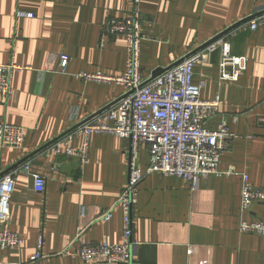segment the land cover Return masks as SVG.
Instances as JSON below:
<instances>
[{"label": "crops", "instance_id": "0c3cea01", "mask_svg": "<svg viewBox=\"0 0 264 264\" xmlns=\"http://www.w3.org/2000/svg\"><path fill=\"white\" fill-rule=\"evenodd\" d=\"M263 7L264 0L140 1L145 77L241 22L222 39L233 55L248 58L247 69L235 81L221 80L218 49L197 64L193 82L201 85L202 98L220 97L208 128L226 123L237 134L220 167L234 166L256 188L264 186V26L250 30L247 18ZM131 9L132 0H0V64L15 61L24 67L14 73V95L0 105V121L26 130L21 149H0V173L10 168L6 174L16 180L10 228L24 239L21 248L0 250V264L28 262L39 251V240L46 257L33 264H84L63 253L79 248L75 235L82 206L88 243L123 242L118 201L134 155L131 142L92 134L84 168L76 157L51 148L53 140L124 93L116 83L85 81L76 74L125 73L126 39L103 30L109 16L126 18ZM19 11L34 16H19ZM64 56L70 58L68 70L58 73ZM81 142L77 138L73 144ZM135 161L146 172V143L140 144ZM26 164L32 174L46 178L44 193L35 191L33 176L23 171ZM241 189L236 175L208 176L193 190L185 179L146 174L133 209L138 245L127 264H264V235L240 230ZM108 209L113 216L105 221L100 216ZM244 218L264 222V203H253Z\"/></svg>", "mask_w": 264, "mask_h": 264}, {"label": "built area", "instance_id": "2783aa9c", "mask_svg": "<svg viewBox=\"0 0 264 264\" xmlns=\"http://www.w3.org/2000/svg\"><path fill=\"white\" fill-rule=\"evenodd\" d=\"M140 1L132 0L131 13L126 18L109 16L103 30L104 35H122L126 39L125 73L118 76L103 71L76 74L77 78L85 81L116 83L123 86L124 93L116 103L79 125L62 140L56 141L51 148L53 152H64L76 157L80 168H84L89 163L92 134H113L131 142V152L134 155L128 164L127 180L118 201L123 212V242L88 243L84 236L88 226L84 221L86 211L85 206H82L75 235L79 248H67L63 253L80 257L84 264H127L131 261L133 248L138 245L133 239V209L138 203L141 182L146 174L152 172L185 179L190 182L193 190L198 189L202 180L208 176H238L242 181L240 230L264 235V222L244 218L245 212L249 211L253 203H264V186L254 187L249 182L248 175L237 171L234 166L228 169L220 167L223 154L230 149L237 134L226 123L216 130L208 128V121L219 111L220 97L202 98L201 85L193 82L197 64L207 61L209 55L218 49L221 51L219 78L223 81L237 80L247 69L248 58L233 55L230 44L221 37L195 53L191 54L198 47L190 50L186 54H190L189 56L150 80L151 76H143L140 62L141 43L144 39ZM18 15L34 16L33 13L24 11H19ZM248 18L250 30L264 26V7L259 12L251 13ZM101 45L104 46V40ZM69 60L67 56L61 59L58 73L67 72ZM22 69L24 67L15 61L0 64V105L7 104L13 97V76ZM77 138L82 140L79 146L73 144ZM25 139L24 127L0 121V149H21ZM141 143L148 145L146 172L135 161ZM23 171L33 176L35 191L44 193L46 178L40 174H32L30 164H26ZM15 184L13 173L0 179V250L18 249L24 244V239L10 228L11 198ZM112 216V209H108L100 218L110 221ZM41 248L42 240H39V251L32 254L24 264H33L45 258Z\"/></svg>", "mask_w": 264, "mask_h": 264}, {"label": "water", "instance_id": "95a60500", "mask_svg": "<svg viewBox=\"0 0 264 264\" xmlns=\"http://www.w3.org/2000/svg\"><path fill=\"white\" fill-rule=\"evenodd\" d=\"M248 19H249V18H247V20H248ZM240 23H241V22H238V23H236V24L230 26L229 28L225 29L223 32H221L220 34H218L217 36H215L213 39H211V40L205 42L204 44L200 45L197 49H195L193 52H191V54H192V53H195V52H197V51H199V50H201V49H203L204 47H206L208 44H210V43L213 42L214 40H216V39H218V38L224 36V35L227 34V33H229L230 31H232V30H233L237 25H239ZM189 55H190V54H188V55H186V56H183L182 58H180L179 60H177V61L174 62L172 65H170V66H168V67H166V68H158V69L154 70L153 73H152V75H151V77H150L149 79L151 80V79H154V78L160 76V75L163 74L166 70H168V69L171 68L172 66L178 64L179 62H181L183 59H185V58H186L187 56H189ZM148 81H149V80H148ZM114 103H116V101L113 102L112 104L107 105L105 108L101 109L99 112H97V113L94 114L93 116H95V115L101 113L103 110L109 108V107H110L111 105H113ZM93 116H92V117H93ZM92 117H90V118H92ZM90 118H88V119H90ZM88 119H87V120H88ZM87 120H84V121L80 122L79 124H77V126H74L73 128H71V129L68 130L66 133L62 134L60 137L56 138V139L53 140V141H57L58 139L62 138L63 136L69 134L72 130H74L75 128H77L79 125H81L82 123H84V122L87 121ZM9 169H10V168H9ZM9 169H8V170H5V171H3V172H1V173H0V178H2V177H3V176L9 171Z\"/></svg>", "mask_w": 264, "mask_h": 264}]
</instances>
